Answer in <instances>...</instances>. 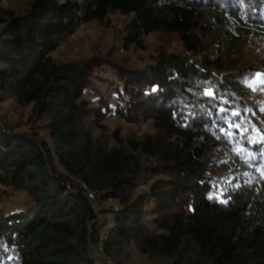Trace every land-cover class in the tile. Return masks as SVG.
I'll list each match as a JSON object with an SVG mask.
<instances>
[{
	"label": "trees",
	"instance_id": "1",
	"mask_svg": "<svg viewBox=\"0 0 264 264\" xmlns=\"http://www.w3.org/2000/svg\"><path fill=\"white\" fill-rule=\"evenodd\" d=\"M3 104L0 264H264V0H0Z\"/></svg>",
	"mask_w": 264,
	"mask_h": 264
},
{
	"label": "rangeland",
	"instance_id": "2",
	"mask_svg": "<svg viewBox=\"0 0 264 264\" xmlns=\"http://www.w3.org/2000/svg\"><path fill=\"white\" fill-rule=\"evenodd\" d=\"M7 2H8V0H3V4L6 5ZM100 32H101V30L99 28H97L95 25L94 26H91V25L83 26L82 28H80V30L76 34V37L82 41L80 43V46H78V50L79 51H82L84 49L87 50L88 48H90V46H92L93 43L98 42V38L102 37L99 34ZM108 43H109L108 39H103L102 44L106 45ZM131 57L133 60H136V61L138 59L134 55H132ZM141 62L143 65H145V63H146L145 61H141ZM103 74H105V75L103 76ZM100 75L102 77H104V79L108 80L109 82H115V80H116L113 77V75L110 73H104L102 71V72H100ZM142 91H145V89H143ZM0 113L9 114V116H12V118H14V120L16 121V123L18 125H24L25 126L26 116H24L22 114V112L19 113V111L12 112V110H10V108L7 104L6 105L5 104L0 105Z\"/></svg>",
	"mask_w": 264,
	"mask_h": 264
},
{
	"label": "snow or ice",
	"instance_id": "3",
	"mask_svg": "<svg viewBox=\"0 0 264 264\" xmlns=\"http://www.w3.org/2000/svg\"><path fill=\"white\" fill-rule=\"evenodd\" d=\"M259 77H260V74H259V73H257V74H256V78H255V79L258 81V80H259ZM250 86H251V85H250ZM253 90H255V88H253ZM208 94H209V95H211V93H208ZM210 198H211V197H210Z\"/></svg>",
	"mask_w": 264,
	"mask_h": 264
},
{
	"label": "built area",
	"instance_id": "4",
	"mask_svg": "<svg viewBox=\"0 0 264 264\" xmlns=\"http://www.w3.org/2000/svg\"><path fill=\"white\" fill-rule=\"evenodd\" d=\"M104 75H105V74H103V76H104ZM113 104H116V100H113ZM140 189H144V187H143V188L141 187ZM90 198H91V199H94V196H93V195H90Z\"/></svg>",
	"mask_w": 264,
	"mask_h": 264
}]
</instances>
